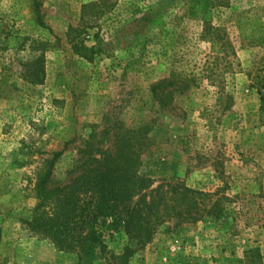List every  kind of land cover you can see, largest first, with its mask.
I'll return each instance as SVG.
<instances>
[{
	"label": "rangeland",
	"instance_id": "obj_1",
	"mask_svg": "<svg viewBox=\"0 0 264 264\" xmlns=\"http://www.w3.org/2000/svg\"><path fill=\"white\" fill-rule=\"evenodd\" d=\"M249 9L264 22V0H0V264L79 263L24 223L38 168L63 150L53 179L67 183L123 135L137 136L154 187L202 191L223 212L166 217L129 264H264V46L236 25ZM111 223L89 264H115L129 244Z\"/></svg>",
	"mask_w": 264,
	"mask_h": 264
},
{
	"label": "trees",
	"instance_id": "obj_2",
	"mask_svg": "<svg viewBox=\"0 0 264 264\" xmlns=\"http://www.w3.org/2000/svg\"><path fill=\"white\" fill-rule=\"evenodd\" d=\"M37 17L44 25L40 14ZM236 25L252 44L264 46V22L254 9L240 13ZM215 41L213 38L212 43ZM44 46V42H36L33 49L43 50ZM43 54L26 63L31 80L45 72ZM170 82L164 79L155 85L156 93ZM257 87L264 113V57ZM135 140L136 135H123L115 152L104 151L99 157L94 151L87 152L88 158L73 169L76 176L64 184L53 179L55 163L64 151L45 152L48 157L38 168L34 186L38 202L30 218L24 220L27 229L50 240L59 250L77 253L78 264H89L105 248L100 223L109 218L112 226L123 230L129 239V244L113 256L115 264H129L137 249L152 241L166 217L176 218L181 224L223 214L221 200H213L202 191L172 183L154 187L155 181L140 173L143 152Z\"/></svg>",
	"mask_w": 264,
	"mask_h": 264
}]
</instances>
